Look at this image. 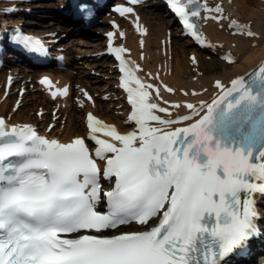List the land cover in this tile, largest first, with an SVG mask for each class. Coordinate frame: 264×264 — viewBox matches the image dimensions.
Listing matches in <instances>:
<instances>
[{"label": "snow or ice", "instance_id": "obj_1", "mask_svg": "<svg viewBox=\"0 0 264 264\" xmlns=\"http://www.w3.org/2000/svg\"><path fill=\"white\" fill-rule=\"evenodd\" d=\"M168 3L186 35L213 47L201 21L220 24L226 19L221 5ZM114 11L125 17L134 8ZM139 20L136 15L137 31L146 34ZM229 28L257 36L236 20ZM107 36L114 41L117 32ZM13 39L44 47L19 30ZM109 51L123 74L132 130L122 132L89 112L87 136L62 142L30 123L0 117V264H223L261 234L255 194L264 195V65L230 86L216 80L219 94L211 102L181 105L164 100L160 85L138 75L140 65L124 56L129 49L110 45ZM223 59L234 62L230 54ZM40 83L54 88L47 77ZM68 94V87L51 91L53 98ZM170 107L189 111L174 115ZM102 177L110 189L102 187ZM131 224L139 227L119 231Z\"/></svg>", "mask_w": 264, "mask_h": 264}, {"label": "bare ground", "instance_id": "obj_2", "mask_svg": "<svg viewBox=\"0 0 264 264\" xmlns=\"http://www.w3.org/2000/svg\"><path fill=\"white\" fill-rule=\"evenodd\" d=\"M57 1L44 3L33 0L26 3L22 0H0V7H3L0 8L2 16L5 15L4 8L6 10L16 6L34 8L35 11L26 14L21 11L20 16L11 19L12 22L22 26H24L23 21L31 22L34 27L27 26L28 32H37L42 34L40 36L50 37V39L60 36L62 43L59 45L69 55L68 68L58 71L54 68L57 71L55 80L59 84H67L71 87L72 94L66 99H52L51 93L37 82L36 71L33 69L18 65L10 67L6 72H0V115L6 116L11 123L32 122L38 130L51 138L69 141L81 136L84 128V112L88 109H92L104 120L114 122L120 128L132 127L126 121L127 109L116 89V69L113 64L100 60L104 50L103 32L107 28L114 29L117 32L116 40L131 48L133 58L138 61L142 69L138 74L145 76L149 82L160 85L161 96L171 104L184 105L190 102L198 105L200 101L211 102L219 94V90L215 87L216 80L230 86L232 79L245 76L264 60V0H208L210 6L221 5L226 17L220 24L213 20H206L204 34L213 44L210 48L192 46L189 39L181 43L180 32L175 30L172 20L166 18L165 13L156 11L158 8L153 5L156 0L149 2L147 7L135 8L133 14L125 17L114 15L107 7H104L102 9V13L105 14L104 22H108L109 25L98 28L92 33L67 27L64 22L65 16L56 9L59 6ZM42 10L49 13L50 21L24 19L25 15L35 16L43 12ZM136 15L140 17L141 27L147 30L146 34L142 35L137 31ZM232 20L246 25L247 28L256 32L257 36L248 38L245 35L234 34L229 28ZM114 22L119 25V29L114 28ZM119 31H123L125 36L120 37ZM55 32H57L56 35ZM63 32H68V36H61ZM225 54H231L235 61L226 63L222 59ZM193 56L196 57L195 61L192 59ZM215 59H220L221 66L211 65ZM86 68L102 71L103 76L91 75ZM45 70L42 72H48L50 68ZM149 73L151 76L147 75ZM157 74L159 78L153 81L151 77ZM105 75L108 80L105 79ZM9 78L12 81L11 85H9ZM164 84L174 88L175 92L165 91L162 87ZM82 87L91 92V101L83 97ZM19 88L24 89V92H19ZM103 89L113 94L112 97L121 98L119 109L111 107L117 105L113 100L107 104L99 99ZM15 91L18 93L13 98ZM185 92L188 94L185 95ZM74 96L78 98V102L83 101L84 108L78 107ZM17 98H22V104H18ZM159 102L162 106H170L164 105L163 101ZM34 109L42 111V116L34 114ZM170 111L174 115L177 113L184 115L189 110L186 107L179 109L170 107ZM51 115H58V117L54 120L55 129L48 132ZM160 115L166 116V114ZM260 247H264V243H255V249Z\"/></svg>", "mask_w": 264, "mask_h": 264}, {"label": "rangeland", "instance_id": "obj_3", "mask_svg": "<svg viewBox=\"0 0 264 264\" xmlns=\"http://www.w3.org/2000/svg\"><path fill=\"white\" fill-rule=\"evenodd\" d=\"M38 2H44V3H51L52 2V0H37ZM4 5H5V3H4ZM15 9H16V7H14ZM29 8H32V7H28V9ZM21 9H23V10H25V12L27 13V8L25 7V8H21ZM43 11V10H42ZM157 12H162V11H160V10H156ZM24 13V12H23ZM26 13H24V14H26ZM13 17H18V16H20V13L19 12H17V13H15V14H13L12 15ZM166 17V16H165ZM167 18V17H166ZM24 19H29V20H35V21H38V20H42V19H45V20H47V21H50L49 19H50V17H49V13L48 12H41V13H39L38 15H35V16H31V15H25L24 16ZM174 30V29H173ZM91 32H94V31H91ZM65 33V35L66 34H68V32H63L62 34H64ZM179 40H180V42L182 43V42H185L186 41V39H184V38H182V37H179ZM192 46H194V45H192ZM77 55H79V57L81 56V54H77ZM100 60L101 61H103V62H107L106 60H104L102 57L100 58ZM74 61H76V59L74 60ZM211 65L212 66H215V67H218V66H221V61H220V59H215V60H213L212 62H211ZM86 69H88V68H86ZM8 70V67L6 66V67H4L3 69H1L0 70V72H6ZM89 70V72H90V74L91 75H95V76H100V77H102L103 76V72L102 71H99V70H96V69H88ZM105 79H107L108 80V77H107V75H105ZM7 88V87H6ZM19 91V90H18ZM18 91L16 92L15 91V93H13L14 95H13V98L15 97V95L18 93ZM110 94V95H109ZM113 96V94H111L110 92H106L105 91V89H103V94H102V96L101 97H99V99H102L103 100V102H106L107 104H108V102H111V100H113V102H115V104L117 103V105H115V106H111L112 108H114V109H119V107H120V104H119V101H120V98L119 97H112ZM3 97H5V95H3ZM17 101H18V103L19 104H22V98H17ZM78 105V107L79 108H82L81 107V105H79V103L77 104ZM34 114H36V115H38L39 117H40V115H39V110H36V109H34ZM54 118H55V116L54 115H51V119L52 120H54ZM52 120H50L49 122H48V124L52 121ZM261 215H262V217H263V222H264V203H263V205H262V207H261ZM243 263L244 264H257L256 263V261L255 262H252V261H243ZM238 264H242V262L241 263H238Z\"/></svg>", "mask_w": 264, "mask_h": 264}]
</instances>
